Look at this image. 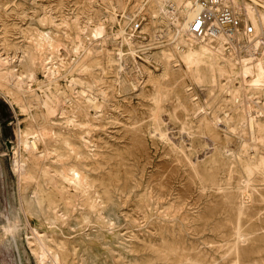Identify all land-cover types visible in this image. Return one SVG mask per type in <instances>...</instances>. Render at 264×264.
I'll return each mask as SVG.
<instances>
[{
	"label": "rangeland",
	"instance_id": "obj_1",
	"mask_svg": "<svg viewBox=\"0 0 264 264\" xmlns=\"http://www.w3.org/2000/svg\"><path fill=\"white\" fill-rule=\"evenodd\" d=\"M140 1L0 0V56L24 73L22 90L0 81V236H9L8 242L0 239V264H231L225 252L234 238L245 177L237 157L240 139L226 135L222 124L218 129L213 124L225 107L224 92L177 78L174 63L159 80L166 66L162 50L157 56V47H145L158 42L160 33L165 40L166 27L154 18L148 23L150 10L147 14L138 7ZM137 15L144 16L143 35L132 42L125 38L120 58L119 31ZM31 58L36 59L34 65ZM30 69L32 79L26 73ZM147 75L159 81L165 95L156 104ZM51 95L58 98L59 107L49 120L43 104ZM157 115L165 140L154 134ZM207 122L220 135L218 140L207 135ZM39 132L44 133L39 142L44 158L31 148ZM19 136L21 166L30 171L26 179H17L12 169ZM63 167L75 169L84 179L82 184L58 179L57 189L72 198L66 200L71 202L67 212L63 203L39 204V197L47 194L37 193L38 188L55 192L47 178ZM212 168L218 169L216 182L208 184L204 173ZM252 178L253 198L245 200L243 231L253 233L240 249L244 264H264V174L256 171ZM18 212L21 219L13 240V232L3 224ZM27 240L31 249L37 247L32 249L36 256Z\"/></svg>",
	"mask_w": 264,
	"mask_h": 264
},
{
	"label": "bare ground",
	"instance_id": "obj_2",
	"mask_svg": "<svg viewBox=\"0 0 264 264\" xmlns=\"http://www.w3.org/2000/svg\"><path fill=\"white\" fill-rule=\"evenodd\" d=\"M231 5L242 15V19L245 22H248L253 25L255 28V32L253 34H246L242 30L233 32L228 34L225 31H219L215 35H208L201 39L193 38L187 31L186 21L185 19H191L194 9H193V0H141L138 2L137 6L142 8L148 14V10L150 13L148 14V23L153 22V18L155 22L162 23L165 25V42L157 43L155 46L154 43L150 44L149 48L157 47L159 50L157 56L160 52V59L164 61L166 64L164 70L158 75L159 80L166 78L168 76L169 66L172 65V68H178L174 76H179L180 78H186L190 80L194 85L198 87L205 86L209 91H213L215 89L221 90L225 95V107L221 109L222 113L219 115H215L213 117L214 128L218 129V126L222 124L224 128L225 134H236L240 139L239 147H238V163L242 170V175L245 177V184L241 186L243 194V201L236 205L238 206L236 209V224L234 225V234L233 241L226 250L225 254H228L231 257L229 263L231 264H244L242 260V254L240 245L245 242L246 237L253 232L245 233L243 231V218L245 216V200L249 201L251 198L250 189L252 175L257 171L264 174V0L261 4H258V0H227ZM12 3V2H11ZM16 3V2H15ZM150 4V9L148 8ZM166 4H171L174 8L173 11H170L166 8ZM13 5V4H12ZM158 18L155 19L153 15ZM150 15V16H149ZM159 25V24H158ZM156 25V26H158ZM101 30V29H100ZM158 32V31H157ZM123 30L119 31V34H122ZM164 33V32H163ZM156 35V34H155ZM154 35V36H155ZM156 37V36H155ZM157 38V37H156ZM104 40V39H103ZM105 41V40H104ZM51 47V45H50ZM54 47V45H53ZM59 47V44H58ZM41 48V47H40ZM166 48V49H165ZM164 49V50H163ZM150 52V51H149ZM118 54L122 57V52L119 50ZM12 55V54H11ZM108 57V56H107ZM110 63L114 61L112 55L110 53ZM18 59V57H17ZM26 59V58H25ZM38 59V58H37ZM16 60V59H15ZM36 59L31 58L30 62L34 65L33 61ZM120 60V59H119ZM147 62V60H145ZM25 62V61H24ZM160 62V61H159ZM42 63V62H41ZM48 64V63H47ZM120 64V63H119ZM42 65V64H41ZM31 66V65H30ZM46 64H43V69L49 72L50 68L45 67ZM42 67V66H41ZM119 68V67H118ZM171 68V67H170ZM117 69V68H116ZM118 70V69H117ZM123 70V69H122ZM27 71V70H26ZM51 72V71H50ZM121 71H119L120 73ZM141 72V71H140ZM28 74V78H34L33 71L30 69L26 72ZM151 73V72H149ZM148 73V74H149ZM23 72L17 69V66L14 65L10 61V59H2L0 56V81H4L9 85L16 88H20L22 90L23 86ZM173 74V73H172ZM142 75V74H141ZM170 75V74H169ZM49 76V75H48ZM116 76V74H115ZM148 76V75H147ZM154 76V75H153ZM149 77V76H148ZM172 77V75H171ZM156 78V77H155ZM169 78V77H168ZM178 78V77H177ZM154 79V78H153ZM172 79V78H171ZM176 79V78H175ZM119 80V79H118ZM145 80V79H144ZM173 80V79H172ZM141 81V80H140ZM176 81V80H175ZM73 82V81H72ZM148 82L153 86V98L152 102H159L162 100L163 96L161 93V86H158V80H152V77H149ZM190 82V83H191ZM235 82H238L236 84ZM139 86V85H138ZM7 87V86H6ZM12 87L11 90H14ZM134 87V86H133ZM190 90V89H189ZM188 90V91H189ZM164 91V90H163ZM170 91V90H169ZM9 92V91H8ZM85 92V91H84ZM156 93V95H155ZM83 94V92H82ZM165 94V93H164ZM84 95V94H83ZM179 96V95H178ZM45 98V97H44ZM57 97L55 95H51L46 97L43 106L46 108L47 116L49 120H51L50 116L54 115L56 108L59 107V103L57 106ZM176 99V98H175ZM177 100V99H176ZM193 101H195L193 99ZM177 102V101H176ZM63 103V102H62ZM158 104V103H157ZM197 104V103H196ZM199 105V104H198ZM204 105V104H203ZM61 106V105H60ZM176 106H174L175 108ZM200 107V106H198ZM206 107V106H205ZM44 109V108H43ZM160 109V108H159ZM219 109V108H218ZM195 110V109H192ZM212 111V110H211ZM43 112V111H42ZM193 112V111H192ZM217 112V111H216ZM189 113V112H188ZM197 110L194 114V118L198 116ZM205 114V113H204ZM43 115V114H41ZM155 115V114H154ZM54 117V116H53ZM161 117V116H160ZM189 117V116H188ZM47 119V118H46ZM45 119V121H46ZM187 120V119H186ZM204 120V119H203ZM208 120V119H207ZM191 121V120H190ZM201 121V120H200ZM153 129L154 134H158L162 139H164L166 134H164L160 130V124L158 115L154 117L153 120ZM263 122V123H262ZM43 124V123H42ZM186 124V123H185ZM48 125V124H47ZM203 126V125H202ZM209 122L205 123L207 135L210 137L212 141L218 140L219 136L215 129L211 128ZM42 128V127H41ZM21 129V128H20ZM44 129V128H43ZM42 129V130H43ZM47 129V128H46ZM45 129V130H46ZM49 130V129H47ZM50 131V130H49ZM204 131V130H203ZM204 131V133L206 132ZM219 131V130H218ZM51 132V131H50ZM54 132V131H53ZM40 133V132H39ZM49 133V132H48ZM60 134V133H59ZM226 134V135H227ZM64 135V134H62ZM69 135V133H68ZM225 135V136H226ZM61 136V135H59ZM66 136V135H65ZM18 137V136H17ZM67 137V136H66ZM233 137V136H232ZM38 138V139H37ZM41 138H44V133H40L39 135L34 137V140L31 142V148L35 152L36 155L43 156L44 151H40L39 142ZM69 138V137H68ZM72 138V137H71ZM33 139V138H32ZM31 139V140H32ZM56 139V138H55ZM209 139V138H208ZM47 140V139H46ZM165 140V139H164ZM43 141V139H42ZM60 141V139H59ZM71 141V140H70ZM23 142L22 138L19 136L17 146L13 152V164L12 169L15 173L17 179L20 177L27 178L29 172L27 174L26 168L21 166L23 162L20 154L19 147L20 143ZM69 142V141H68ZM74 142V141H73ZM72 142V143H73ZM226 142V141H225ZM45 143V142H44ZM70 143V142H69ZM71 143V144H72ZM219 143V142H218ZM78 144V143H77ZM46 145V144H45ZM44 145V146H45ZM64 145V143H63ZM216 145V144H215ZM219 145V144H218ZM237 145V144H236ZM65 146V145H64ZM78 146V145H77ZM81 147V146H80ZM86 147V146H85ZM230 147V146H229ZM51 148V147H50ZM67 148V145H66ZM49 149V148H48ZM53 149V148H52ZM227 149V148H226ZM45 150V149H44ZM66 150V149H65ZM218 150V148H217ZM221 150V149H220ZM225 150V149H224ZM48 151V150H47ZM50 151V150H49ZM52 151V150H51ZM50 151V152H51ZM82 151V150H81ZM223 151V150H222ZM221 151V152H222ZM54 152V151H53ZM57 152V151H56ZM61 152V151H60ZM63 152V151H62ZM65 152V151H64ZM73 152V151H72ZM84 152V151H83ZM65 154V153H64ZM224 154V153H223ZM230 154V153H229ZM234 154V153H233ZM45 155V154H44ZM48 155V154H47ZM58 155V154H57ZM56 155V156H57ZM69 155V154H68ZM78 155V154H77ZM76 155V156H77ZM82 155V152H81ZM65 156V155H64ZM230 156V155H229ZM235 156V155H234ZM54 157V156H53ZM62 157V155L60 156ZM69 157V156H68ZM73 157V156H72ZM39 158V157H38ZM44 158V156H43ZM58 158V157H57ZM87 158V157H86ZM230 158V157H229ZM46 159V158H45ZM76 159V157H75ZM50 160H54L51 159ZM86 160V159H85ZM235 160V159H234ZM79 161V160H78ZM83 161V160H81ZM38 162V161H37ZM231 163V162H230ZM237 163V164H238ZM42 164V163H41ZM65 164V163H64ZM63 164V165H64ZM81 164V163H80ZM223 164V162H222ZM234 164V163H233ZM236 164V163H235ZM234 164V165H235ZM43 165V164H42ZM69 165H71L69 163ZM73 165V164H72ZM90 165V164H89ZM225 165V164H223ZM231 165V164H230ZM35 166V165H34ZM79 166V165H78ZM87 166V165H85ZM84 166V167H85ZM217 168L221 167L216 165ZM215 166V167H216ZM38 167V166H37ZM60 167V166H59ZM62 167V166H61ZM82 167V166H81ZM214 167V166H213ZM44 168V167H43ZM54 168V167H53ZM58 168V166H57ZM211 169L204 173L206 181L208 184H214L216 182V174L219 169ZM40 169V168H39ZM59 169V168H58ZM82 169V168H81ZM232 169V167H231ZM30 170V169H29ZM53 170V169H52ZM78 170V169H77ZM44 171V170H43ZM51 171V170H50ZM72 170L66 167L61 168L60 171L54 170V177L47 178L48 183L55 188V192L41 190L38 188L37 193H45L46 196L39 197V204L44 201L47 203L48 207H53L57 203H63L65 206L64 211L67 212L69 206H71V202H66V200H71V197H65L63 192L57 189L58 179L61 181H73L78 184H82L84 179L82 177V173H78L75 169ZM85 171H87L85 169ZM234 171V170H233ZM236 171V170H235ZM37 172V171H36ZM48 172V171H47ZM46 172V173H47ZM52 172V173H53ZM50 173V172H49ZM88 173V172H87ZM2 174V173H1ZM37 174V173H36ZM39 174V172H38ZM44 174V173H42ZM48 174V173H47ZM84 174V173H83ZM230 175V174H229ZM240 175V174H239ZM241 175V176H242ZM42 176V175H41ZM40 176V177H41ZM240 176V177H241ZM255 176V175H254ZM31 177V176H30ZM38 177V176H37ZM45 177V176H44ZM52 177V176H51ZM93 177V176H92ZM32 178V177H31ZM89 178V177H88ZM97 178V177H96ZM242 178V177H241ZM256 178V177H255ZM29 179V178H28ZM34 179V178H33ZM46 179V181H47ZM91 179V178H90ZM32 180V179H31ZM37 180V179H36ZM43 180V179H42ZM95 180V179H94ZM98 180V179H97ZM230 180V179H229ZM28 181V180H27ZM93 181V180H92ZM102 181V180H101ZM100 181V183H101ZM110 181V180H109ZM242 181V180H241ZM255 181V179H254ZM19 182V181H18ZM30 182V181H28ZM41 182V181H40ZM103 182V181H102ZM32 183V182H31ZM44 184V183H43ZM42 184V185H43ZM48 184V185H49ZM67 184V183H66ZM85 184V183H84ZM103 184V183H102ZM111 184V183H110ZM217 183L216 185H218ZM242 184V183H241ZM45 185V184H44ZM61 185V184H60ZM222 185V184H221ZM240 185V184H239ZM255 186V183H253ZM19 186V185H18ZM34 186H36L34 184ZM106 186V185H105ZM84 187H86L84 185ZM104 188V186H102ZM238 187V186H237ZM236 187V188H237ZM35 188V187H34ZM48 188V187H47ZM51 189V187L49 186ZM70 188V187H69ZM109 188V187H108ZM239 188V189H241ZM256 188V186H255ZM80 189V188H79ZM238 189V188H237ZM36 190V189H35ZM34 190V191H35ZM73 190V189H72ZM106 190V189H105ZM253 190V188H252ZM18 192V191H17ZM76 192V191H75ZM73 192V194L75 193ZM80 192V191H79ZM78 192V193H79ZM105 192V191H104ZM108 192V191H107ZM239 192V191H238ZM24 193V192H23ZM65 193V192H64ZM85 193V192H84ZM103 193V192H101ZM240 193V192H239ZM252 193V192H251ZM32 194V191H31ZM34 194V193H33ZM76 194V193H75ZM109 194V192H108ZM36 195V194H35ZM99 195V194H98ZM106 195V193H105ZM232 195V194H231ZM254 195V194H253ZM29 196V195H28ZM32 196V195H31ZM79 196V195H78ZM108 196V195H107ZM106 196V198H107ZM37 197V196H36ZM91 197V196H90ZM230 197V196H229ZM235 197V194L234 196ZM238 197V196H237ZM236 197V198H237ZM240 197V196H239ZM19 204L22 211V216L25 215L22 203L24 198L19 193ZM88 198V197H87ZM4 199V198H3ZM37 199V198H34ZM81 199V198H80ZM98 199V198H97ZM229 199V198H228ZM33 200V199H32ZM77 200V199H76ZM103 200V199H102ZM111 200V199H110ZM231 200V199H230ZM229 200V202H230ZM36 201V200H35ZM78 201V200H77ZM82 201V200H81ZM232 201V200H231ZM238 201V200H237ZM240 201V200H239ZM246 201V202H247ZM6 202V201H5ZM79 202V201H78ZM108 202V201H107ZM112 202V201H111ZM33 203V202H32ZM36 203V202H35ZM237 203V202H236ZM74 204V203H73ZM77 204V203H76ZM79 204V203H78ZM228 204V202H227ZM231 204V203H230ZM59 205V204H58ZM235 205V203H234ZM60 206V205H59ZM92 206V205H91ZM101 206V205H100ZM249 206V205H248ZM27 207V206H26ZM36 207V206H35ZM233 207V206H232ZM235 207V206H234ZM28 208V207H27ZM59 208V207H58ZM73 208V207H71ZM231 208V206H230ZM236 208V207H235ZM44 209V208H43ZM85 209V208H84ZM5 210V209H4ZM38 210V209H36ZM60 210V209H59ZM58 210V211H59ZM235 210V209H234ZM52 211V210H51ZM78 211V210H77ZM79 212V211H78ZM235 212V211H234ZM75 213V211H74ZM77 213V212H76ZM80 213V212H79ZM88 213V212H87ZM227 213V212H226ZM248 213V212H247ZM253 213V212H252ZM61 214V213H60ZM71 214V213H70ZM250 214V213H248ZM247 214V215H248ZM256 214V213H254ZM13 215V214H12ZM38 215V214H37ZM50 215V214H49ZM56 215V214H55ZM62 215V214H61ZM69 215V214H68ZM76 215V214H75ZM84 215V214H81ZM253 215V214H252ZM41 216V215H40ZM58 216V215H57ZM60 216V215H59ZM78 216V215H77ZM80 216V215H79ZM251 216V215H249ZM25 216H23L24 219ZM35 217V216H34ZM54 217V214L53 216ZM61 217V216H60ZM70 217V216H69ZM234 217V216H233ZM232 217V219H233ZM246 217V216H245ZM252 217V216H251ZM254 217V216H253ZM13 218V217H12ZM21 219L19 215L12 220L10 218H5V223L3 227L7 228L13 232L11 238L14 240L15 231L17 230L16 222ZM39 218V217H38ZM79 218V217H77ZM42 219V218H41ZM51 219V218H50ZM66 219V218H65ZM71 219V218H70ZM235 219V218H234ZM233 219V220H234ZM253 219V218H252ZM54 220V219H53ZM72 220V219H71ZM249 220V219H248ZM99 221V220H98ZM27 222V221H26ZM25 219L24 223L26 224ZM59 222V221H58ZM69 222V221H68ZM80 222V221H79ZM234 222V221H233ZM247 222V221H246ZM71 223V222H70ZM72 224H75L74 222ZM251 224V223H249ZM254 224V223H253ZM69 225V223H68ZM226 225V224H225ZM224 225V226H225ZM28 226V223H27ZM246 226V225H245ZM244 226V227H245ZM254 226V225H253ZM68 227V226H67ZM229 227V226H228ZM257 227V225H256ZM264 227V226H263ZM261 227V228H263ZM53 228V227H51ZM57 228V227H56ZM207 228V227H206ZM210 228V227H209ZM230 228V227H229ZM233 228V227H232ZM231 228V229H232ZM251 229V228H250ZM260 229V228H259ZM2 230V229H1ZM162 230V229H161ZM205 230V229H204ZM252 230V229H251ZM262 230V229H261ZM32 231V229H31ZM34 231V230H33ZM206 231V230H205ZM209 231V230H208ZM232 231V230H230ZM248 232L250 230H247ZM253 231V230H252ZM256 231V230H255ZM4 232V231H3ZM57 232V231H56ZM32 233V232H31ZM217 233V232H216ZM220 233V232H219ZM257 233V232H256ZM263 233V232H262ZM12 234V233H11ZM60 234V233H59ZM224 234V233H223ZM71 235V234H70ZM212 235V234H211ZM228 235V233H227ZM232 235V234H231ZM264 235V234H263ZM8 235L2 233L0 239H5L8 242ZM29 237V236H28ZM60 237V236H59ZM218 237H220L218 235ZM232 237V236H231ZM31 238V237H30ZM29 238V239H30ZM44 238V237H42ZM62 238V237H61ZM35 239V237H34ZM161 240V239H160ZM181 240V239H180ZM222 240V239H221ZM248 240V239H247ZM250 240V238H249ZM37 241V240H36ZM68 241V240H67ZM82 241V240H81ZM90 241V240H89ZM30 249L31 243L27 240ZM38 242V241H37ZM46 242V241H44ZM43 242V243H44ZM60 242V241H59ZM63 243V241H61ZM223 242V240H222ZM249 242V241H248ZM10 243V242H9ZM42 243V242H41ZM40 243V244H41ZM48 243V242H47ZM54 243L55 240H54ZM72 243V242H70ZM76 243V242H75ZM101 243V242H100ZM227 243V242H226ZM247 243V242H246ZM36 244V243H35ZM73 244V243H72ZM179 244V243H178ZM220 244V243H219ZM42 245V244H41ZM47 245V244H45ZM44 245V246H45ZM49 245V244H48ZM55 245V244H54ZM77 245V244H76ZM82 245V244H81ZM226 245V244H225ZM10 246V245H9ZM43 246V245H42ZM63 246V245H62ZM68 246V245H67ZM73 246V245H72ZM152 246V245H151ZM166 246V245H165ZM3 247V246H2ZM48 247V246H47ZM65 247V246H64ZM87 247V246H86ZM89 247V246H88ZM5 248V247H4ZM35 248H37L35 246ZM32 248V249H35ZM68 248V247H67ZM147 248V247H146ZM162 248V247H161ZM167 248V247H166ZM169 248V247H168ZM174 248V247H173ZM3 249V248H2ZM31 249V252L36 256V253ZM50 249V248H49ZM55 249V248H54ZM90 249V248H89ZM180 249V248H179ZM178 249V250H179ZM4 250V249H3ZM70 250V248H69ZM68 250V251H69ZM164 250V249H163ZM172 250V249H171ZM177 249H175L176 251ZM183 250V249H181ZM180 250V251H181ZM253 250V249H252ZM8 251V250H7ZM37 251V250H36ZM40 251V250H39ZM67 251V250H66ZM64 251V252H66ZM85 251V250H83ZM94 251V250H93ZM244 251V250H243ZM251 251V250H250ZM9 252V251H8ZM17 252V251H16ZM44 252V251H43ZM61 252V251H60ZM86 252V251H85ZM167 252V251H166ZM179 252V251H178ZM177 252V253H178ZM182 252V251H181ZM211 252V251H210ZM245 252V251H244ZM39 253V252H38ZM57 253V252H56ZM164 253V252H163ZM248 253V252H247ZM247 253L246 256L248 255ZM254 253V252H253ZM42 254V253H41ZM40 254V255H41ZM70 254V253H69ZM63 255V254H62ZM65 255V254H64ZM87 255V254H86ZM176 255V254H175ZM242 255V256H241ZM253 255V254H252ZM6 257V255H4ZM42 256V255H41ZM250 256V255H249ZM10 257V256H9ZM58 257V256H57ZM66 257V256H65ZM68 257V256H67ZM176 257V256H175ZM255 257V256H254ZM42 258V257H41ZM85 258V257H84ZM187 258V257H186ZM195 258V257H193ZM201 258V257H200ZM246 258V257H245ZM245 258H243L245 260ZM252 258V257H251ZM58 259V258H57ZM60 259V258H59ZM159 259V258H158ZM199 259V258H198ZM210 259V258H209ZM247 259V258H246ZM11 260V259H10ZM55 260V259H54ZM135 260V259H134ZM188 260V259H187ZM249 260V258H248ZM255 260V259H254ZM41 261V260H40ZM58 261V260H57ZM64 261V260H63ZM72 261V260H71ZM85 261V260H83ZM87 261V259H86ZM153 261V260H152ZM183 261V259H182ZM247 261V260H246ZM253 261V260H252ZM51 262V261H50ZM49 262V263H50ZM178 262V261H177ZM186 262V261H185ZM192 262V261H191ZM39 263V259L38 262ZM41 263V262H40ZM39 263V264H40ZM46 263V262H45ZM60 263V262H59ZM85 263V262H84ZM182 263V262H181ZM194 263V262H193ZM251 263V262H250ZM252 263H255L253 261ZM56 264V263H55ZM58 264V263H57ZM63 264V263H62ZM70 264V263H68ZM87 264V263H86ZM140 264V263H139ZM198 264V263H196ZM203 264V263H202ZM205 264V263H204ZM246 264V262H245ZM249 264V263H247Z\"/></svg>",
	"mask_w": 264,
	"mask_h": 264
},
{
	"label": "built area",
	"instance_id": "obj_3",
	"mask_svg": "<svg viewBox=\"0 0 264 264\" xmlns=\"http://www.w3.org/2000/svg\"><path fill=\"white\" fill-rule=\"evenodd\" d=\"M260 5L263 0H258ZM193 15L191 19H185L188 33L195 39H201L208 35H215L219 31H225L228 34L242 30L250 35L255 32L252 24L243 21L242 15L227 0H193ZM167 9L173 11L171 4H167ZM144 16L137 15L129 24V27L123 30L120 37V51L124 45V41L132 42L142 37L140 25ZM126 38V40H124ZM162 33L159 34L157 43H163ZM156 43V44H157ZM146 45L145 49L149 48ZM150 49V48H149ZM122 52V51H121ZM123 54V53H122ZM117 56L120 55L117 52ZM121 58V57H120Z\"/></svg>",
	"mask_w": 264,
	"mask_h": 264
}]
</instances>
